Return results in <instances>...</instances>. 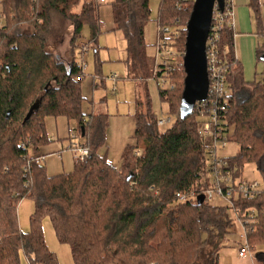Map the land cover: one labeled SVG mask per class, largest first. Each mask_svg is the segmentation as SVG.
Returning <instances> with one entry per match:
<instances>
[{
	"label": "trees",
	"instance_id": "16d2710c",
	"mask_svg": "<svg viewBox=\"0 0 264 264\" xmlns=\"http://www.w3.org/2000/svg\"><path fill=\"white\" fill-rule=\"evenodd\" d=\"M194 1L160 0L157 13L159 26L181 31L180 57L168 71L172 88L159 93L172 125L165 130L158 125L146 88L144 101L137 104L135 142L115 168L99 154L108 115L83 111L84 67L76 58L86 26L90 38L85 44L98 53L97 40L104 31L101 5L97 0H0L5 16L0 27V264H21L22 256L28 264H59L45 241L44 217L58 241L70 248L74 264H220L221 248L208 249L231 226L226 209L178 200V195L201 188L206 173L199 114L182 119L180 111L186 26ZM109 5L113 32L125 41L126 78L147 82L162 76L154 73L148 53L150 0H111ZM249 7L261 29L260 0H249ZM65 22L72 28L68 64L48 49L54 26ZM221 47L229 52L230 86L234 93L236 87L241 90L239 102L233 95L227 117L239 150L227 159L237 177L245 164H254L264 183V74L245 81L228 26ZM263 54L264 43L256 51L257 61ZM246 86L249 92L242 91ZM57 117L75 123L71 134L83 141L89 155L71 173L48 176L35 153L51 142L46 120ZM25 199L34 203L26 232L18 221V206ZM239 206L242 218L256 211L246 234L250 247L263 249L264 193Z\"/></svg>",
	"mask_w": 264,
	"mask_h": 264
},
{
	"label": "built area",
	"instance_id": "2783aa9c",
	"mask_svg": "<svg viewBox=\"0 0 264 264\" xmlns=\"http://www.w3.org/2000/svg\"><path fill=\"white\" fill-rule=\"evenodd\" d=\"M97 2L101 5L106 3V0H97ZM4 21L5 16L0 9V27L3 26ZM226 26L232 31L235 29L234 0H224L223 10H220L216 5L213 11L210 32L206 41L208 93L206 99L198 102L193 110V112L196 111L199 114L200 118L197 132L204 146L205 184L201 188L192 189L187 193L178 195V200L180 202H197L199 196H204V202L212 204L211 202L216 199L218 201L217 206L232 210L238 219L242 214L239 203L262 196L264 187L262 188L261 183L256 181L239 180L237 182L240 177L236 176V168L231 167L227 158L219 155V151L223 150L226 143L231 140L233 132L227 122L231 99L234 95L233 88L228 80L232 66L228 50L221 47L222 31ZM180 36L181 31L178 28L161 26L157 28L153 45L154 73L160 72L162 75L156 79L159 81L158 83H168V88L162 91L172 88L168 71L180 57L177 51V41ZM83 44L81 50L84 53L89 49L85 43ZM171 123V118L160 119L158 125L162 127ZM70 135L75 138L71 131ZM72 150L76 162L83 161L89 155V149L84 144H75ZM36 161L42 163L44 158L37 157ZM255 215L256 211L253 210L248 212L247 218L241 217L239 219L245 230V235L240 237L238 251L240 258L251 255L246 229L249 221Z\"/></svg>",
	"mask_w": 264,
	"mask_h": 264
},
{
	"label": "rangeland",
	"instance_id": "374dc122",
	"mask_svg": "<svg viewBox=\"0 0 264 264\" xmlns=\"http://www.w3.org/2000/svg\"><path fill=\"white\" fill-rule=\"evenodd\" d=\"M111 0H106V3L101 4V9L105 8V11L108 10V5ZM156 0H151V21L147 27L146 40L149 45L148 53L152 56L154 55V42L156 39L155 27L152 23H154V18L157 13V5L155 3ZM235 1V5L237 0ZM247 0H245L246 2ZM261 4V14L262 18H264V0H260ZM239 17V15H238ZM254 21L253 32L257 33V29L259 28L256 23V19L253 11L248 7L244 13V22ZM60 25V26H59ZM251 25V24H250ZM58 26L61 29V38L58 37L55 31L50 39L48 49L52 51L53 54L59 56V58L68 64L69 55H70V36H71V25L68 22H65V25L59 23ZM66 26V27H65ZM159 26V25H158ZM154 27V29H153ZM187 27V26H186ZM264 29V25H263ZM103 33L99 36L97 40V54L93 48H90L88 52L81 53L83 43H86L90 38L89 28L86 26L82 31L81 38L78 41V49L76 50V58L80 64H85L84 73H85V83H88L91 78L95 79L93 91L92 87H89V96L92 98L94 96V104L101 105L111 103V107L113 110L117 107L118 98L122 92H119V96L117 93L113 92L111 87H107L104 89L101 87V82L103 79L104 82L108 77L116 74L121 79L118 83L124 82V77L126 76V69L124 60L125 57V41L123 36L118 32L107 31L106 24L103 23ZM244 32H247L244 31ZM239 35V32H238ZM258 40V39H257ZM259 42L260 44L264 43V38H262ZM251 40L249 39H240L237 41V45L240 52V61L243 65L244 71V79L247 82L254 81L255 78H259L262 74H264V62L257 61V58L253 53H251L250 44ZM235 44V45H236ZM240 45V46H239ZM234 48V47H233ZM185 54V53H184ZM83 55V58L81 56ZM64 56V58H63ZM184 59V58H183ZM84 60V61H83ZM154 62V60H153ZM87 64V65H86ZM107 82V81H106ZM155 79H148V92L151 99V106L153 111L156 113V116L160 119H168L170 117L168 105L161 101L160 91L168 88V83L160 82ZM240 89V88H239ZM236 87L235 90V101L239 102L240 97L238 93L241 91ZM249 86L244 87L242 91H248ZM234 91V89H233ZM93 92V94H92ZM124 95V93H122ZM121 97V96H120ZM105 99L107 102H105ZM144 101V99H143ZM96 113H102L103 111H95ZM71 124H75L74 122H70ZM172 124H167L162 126L161 129L165 130L171 127ZM233 130V129H232ZM233 134V133H232ZM239 148L238 145L232 140L226 143V147L219 151V155L224 158L234 157ZM33 154V153H32ZM36 154V153H35ZM77 163V162H76ZM45 165V162H43ZM242 175L239 180L243 181H256L261 183V187H264L263 178L260 172L257 170L254 164H245L243 170L241 171ZM217 200H213L211 203L217 205ZM34 212V203L30 199L23 200L18 206V221L19 226L22 231L26 232L29 229L30 225V217ZM227 216L231 222V226L227 229V233L217 239V241L212 244L208 251L211 252L216 250L217 248H221L219 251V263L220 264H264V248H253L250 247L251 255H247L245 258H240L238 255L239 247H240V237L245 235V230L239 219L241 217H236L235 213L232 210L226 209ZM42 227L44 231L45 241L49 248V250L55 255L59 264H74L70 248L66 244H61L54 232L53 226L48 217H44L42 220ZM204 238H208L207 235ZM250 245V244H249ZM260 249V250H259ZM260 253H263L259 255ZM252 257V258H251ZM21 264H28L25 257H21Z\"/></svg>",
	"mask_w": 264,
	"mask_h": 264
},
{
	"label": "crops",
	"instance_id": "0c3cea01",
	"mask_svg": "<svg viewBox=\"0 0 264 264\" xmlns=\"http://www.w3.org/2000/svg\"><path fill=\"white\" fill-rule=\"evenodd\" d=\"M157 5V13L160 4V0L155 1ZM237 6L235 5L234 1V57L238 63H241L239 57L240 52L238 45L236 44L237 41L240 39H249L251 40L250 49L251 53H253L256 57V51L258 47L261 45L259 42L262 38H264V18L261 21V29H257V33L253 32V25L254 21H251V25L248 22H244V13L246 9L249 7V0L245 2V0H237ZM152 6L150 0V7ZM250 8V7H249ZM152 11V10H151ZM157 13L154 18L153 26L155 27V32H157L158 24H157ZM239 15V17H238ZM100 19L102 24H106L107 31H113L114 24H113V16L110 5H108V10L105 11V8L100 10ZM59 23L53 28V33L57 31L56 35L61 38V29ZM62 26V25H61ZM148 27V26H147ZM153 27V29H154ZM247 32H244L246 31ZM239 32V35H238ZM147 34V28H146ZM156 35V34H155ZM258 39V40H257ZM236 44V45H235ZM240 46V45H239ZM90 49V48H89ZM88 52V51H87ZM81 53L82 50H81ZM150 56H152L150 54ZM126 57V52H125ZM64 58V56H63ZM83 58V55L81 56ZM84 59V58H83ZM84 61V60H83ZM125 61V60H124ZM85 68V64H82ZM87 65V64H86ZM126 69V66H125ZM243 69V65H242ZM244 75V71H243ZM115 76V78H114ZM236 76V74L234 75ZM121 78L118 77L116 74L112 75L111 77L107 76V79L102 80L101 87L106 88L111 87L113 92L117 93L118 98L117 107L113 110L111 107V103L95 105L94 104V94L92 92V98L89 96V87H94L95 79L91 78L88 83H85V73L84 77L82 78V92L86 99V102L83 105V111L85 113H91L95 111H103L108 115V125L106 129V137L104 145L99 149V154L102 158H104L109 164L118 168L121 164V157L128 145L134 144V133L136 130V116L138 112V103L139 101H143V97L145 94V90H148V83L147 82H136L130 79H127L126 76L123 78L124 82L118 83ZM107 81V82H106ZM248 87V86H247ZM105 102L107 100L105 99ZM46 132L51 142L46 146L41 147L38 152L36 153V157L44 158L45 162V169L48 176H55L59 174H67L71 173L74 170L76 165V160L74 158L73 153V145L75 144H83V141L80 138L71 137L70 131L75 128V124H71L66 118L64 117H57V118H48L46 120ZM33 156H35L33 152ZM42 162V163H43ZM28 263V262H27Z\"/></svg>",
	"mask_w": 264,
	"mask_h": 264
},
{
	"label": "water",
	"instance_id": "95a60500",
	"mask_svg": "<svg viewBox=\"0 0 264 264\" xmlns=\"http://www.w3.org/2000/svg\"><path fill=\"white\" fill-rule=\"evenodd\" d=\"M224 8V0H195L193 10L187 23L185 54L183 67L185 71L184 91L181 100V118L185 119L193 113L198 102L207 97L209 79L206 66V41L210 32L215 6ZM264 62V54L260 58ZM40 102L32 108L24 123L30 118ZM198 205L204 203V196H199Z\"/></svg>",
	"mask_w": 264,
	"mask_h": 264
}]
</instances>
